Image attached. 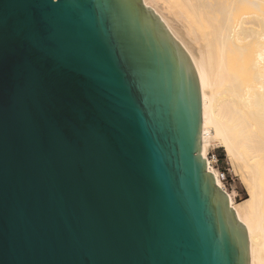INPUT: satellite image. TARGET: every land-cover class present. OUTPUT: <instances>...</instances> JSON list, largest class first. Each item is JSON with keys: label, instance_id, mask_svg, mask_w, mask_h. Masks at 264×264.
I'll return each instance as SVG.
<instances>
[{"label": "water", "instance_id": "1", "mask_svg": "<svg viewBox=\"0 0 264 264\" xmlns=\"http://www.w3.org/2000/svg\"><path fill=\"white\" fill-rule=\"evenodd\" d=\"M201 122L141 0H0V264H249Z\"/></svg>", "mask_w": 264, "mask_h": 264}, {"label": "bare ground", "instance_id": "2", "mask_svg": "<svg viewBox=\"0 0 264 264\" xmlns=\"http://www.w3.org/2000/svg\"><path fill=\"white\" fill-rule=\"evenodd\" d=\"M189 56L201 95L200 153L264 264V0H141ZM224 148L248 188L237 204L208 150Z\"/></svg>", "mask_w": 264, "mask_h": 264}, {"label": "rangeland", "instance_id": "3", "mask_svg": "<svg viewBox=\"0 0 264 264\" xmlns=\"http://www.w3.org/2000/svg\"><path fill=\"white\" fill-rule=\"evenodd\" d=\"M208 157L212 166L222 175L224 187L229 192H234V198L237 204L242 203L249 197L248 188L240 176L233 170L229 160L226 157L224 148L215 146L208 150Z\"/></svg>", "mask_w": 264, "mask_h": 264}]
</instances>
